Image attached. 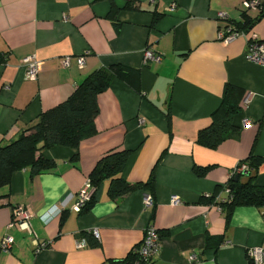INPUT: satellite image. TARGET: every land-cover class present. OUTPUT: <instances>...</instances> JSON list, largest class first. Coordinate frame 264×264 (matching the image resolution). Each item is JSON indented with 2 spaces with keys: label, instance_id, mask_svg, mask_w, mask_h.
Wrapping results in <instances>:
<instances>
[{
  "label": "crops",
  "instance_id": "1",
  "mask_svg": "<svg viewBox=\"0 0 264 264\" xmlns=\"http://www.w3.org/2000/svg\"><path fill=\"white\" fill-rule=\"evenodd\" d=\"M245 1L133 0L127 9L128 0H0V145L15 140L100 68L134 69L140 85L137 93L113 79L98 96L96 135L81 143L76 161L73 150L55 147L43 151L55 164L51 171L11 175L0 190V243L11 236L14 245L0 250V264H129L149 224L162 245L150 264H248L246 251L264 242L263 213L236 207L226 221L206 197L224 199L237 164L251 153L264 155V68L245 59L249 39L264 41V15L246 37L227 44L217 40V14L241 21ZM172 3L176 9L169 13ZM146 48L161 62L144 65ZM85 51L90 54L79 69L75 59ZM28 56L42 63L33 81L24 76ZM64 57L71 58L69 68L62 66ZM227 84L245 96L236 119L239 131L208 149L196 142L197 134L208 127ZM245 119L250 128H243ZM113 150L130 151L122 172L128 183L145 182L155 168L153 207L143 208L144 189L111 199L104 180L89 210H72L96 163ZM202 168L204 174L197 175ZM256 183L264 185V164ZM172 196L178 205L170 203ZM17 205L30 212V231L7 228ZM55 206L64 207L57 216ZM82 238L87 247L80 250L76 242ZM35 241L46 247L37 249Z\"/></svg>",
  "mask_w": 264,
  "mask_h": 264
},
{
  "label": "trees",
  "instance_id": "2",
  "mask_svg": "<svg viewBox=\"0 0 264 264\" xmlns=\"http://www.w3.org/2000/svg\"><path fill=\"white\" fill-rule=\"evenodd\" d=\"M258 2L260 5L256 18H250L248 12L243 10L241 21L228 19L227 24L232 30L246 33L264 15V0ZM133 3V0H128L127 9ZM154 17V22L160 18L159 15ZM138 78L136 70L122 65L100 68L87 75L64 102L41 113L37 121L25 128L15 140L0 145V190L9 186L14 172L29 169L31 176H37L51 171L55 164L43 156L44 150L55 147L69 148L75 152L72 160L76 161L81 143L96 135L94 122L99 114L98 96L109 88L113 79L123 81L140 93ZM244 98L242 89L227 84L220 105L211 115V122L207 128L198 132L196 142L208 149H216L224 141L236 136L239 131L236 119L243 108ZM165 116L168 119L170 117L168 112ZM129 154L130 151L113 150L96 163L88 178L95 191L90 202L80 212H85L93 206L104 180L108 181L107 193L111 199L115 200L132 191L144 189L154 200L155 168L143 183L131 184L123 179L122 172ZM242 164L248 167L247 174H235L233 170L224 187V199L218 201L212 195L208 197V200L225 214L226 221L236 207H253L261 210L264 216V185L256 183L259 168L264 164V155L251 153L236 167ZM205 170L206 168L197 169L196 174L202 176ZM90 236L92 237L91 234ZM128 257L129 264L137 259L131 252ZM248 264L252 263L248 260Z\"/></svg>",
  "mask_w": 264,
  "mask_h": 264
},
{
  "label": "built area",
  "instance_id": "3",
  "mask_svg": "<svg viewBox=\"0 0 264 264\" xmlns=\"http://www.w3.org/2000/svg\"><path fill=\"white\" fill-rule=\"evenodd\" d=\"M258 0H249L245 1L241 4V7L244 11L247 12H257L259 8ZM176 9V4L172 3L167 8V12L172 13ZM66 20V18H64ZM217 20L221 22L217 30V40L221 43L227 44L236 38L239 37H246V33L244 32H237L231 29L230 25L227 24L228 17L224 13L217 14ZM90 54L89 51H85L81 56H78L75 59L76 66L79 69H83L85 65V59ZM161 56L153 51L151 48H146L143 54V63L144 65L148 64L149 62L158 64L161 62ZM245 59L253 64L261 66L264 68V41L256 40V39H249L247 42L246 52H245ZM62 66L64 68H69L71 66V58L64 57L62 58ZM42 63L37 61L35 56H28L23 59V66L25 71V79L26 80H36L38 74L41 70ZM246 100H244V103ZM144 124V120H139V125L142 126ZM252 126L250 120L245 119L243 120V128L247 129ZM248 167L244 164L240 165L239 167H235L234 172L235 174H247ZM94 188L89 179L81 188V190L76 194V200L72 206V210L76 212H80L82 208L90 202ZM206 197H209L207 195ZM170 203L172 205H178L180 200L177 196H172L170 198ZM154 205V200L152 196L148 193L146 194L144 201H143V208L145 210H150ZM64 207H53L52 215L57 216L59 215ZM31 219L32 216L27 208L21 205H17L12 209V216L9 225L7 226L8 229H17L19 231H30L31 230ZM94 240L99 241V235L96 230L89 232ZM14 245V239L11 236H5L0 243V250L1 252L9 251L12 246ZM35 246L37 249L46 247V244H38L35 241ZM87 247V242L84 238L78 240L76 242L77 249H84ZM161 236L154 225L149 224L144 231V236L141 243L135 246L131 253L132 255L136 256L137 259L134 260L132 264H150L154 259H156L161 251ZM247 260H249L252 264H264V242L261 246L256 248H251L246 251ZM190 261L195 260L194 256L189 258Z\"/></svg>",
  "mask_w": 264,
  "mask_h": 264
},
{
  "label": "clouds",
  "instance_id": "4",
  "mask_svg": "<svg viewBox=\"0 0 264 264\" xmlns=\"http://www.w3.org/2000/svg\"><path fill=\"white\" fill-rule=\"evenodd\" d=\"M42 219H44L45 221H47L49 219V217L44 216V217H42Z\"/></svg>",
  "mask_w": 264,
  "mask_h": 264
},
{
  "label": "water",
  "instance_id": "5",
  "mask_svg": "<svg viewBox=\"0 0 264 264\" xmlns=\"http://www.w3.org/2000/svg\"><path fill=\"white\" fill-rule=\"evenodd\" d=\"M251 30V28H249V31ZM249 31H247L246 33H248Z\"/></svg>",
  "mask_w": 264,
  "mask_h": 264
}]
</instances>
